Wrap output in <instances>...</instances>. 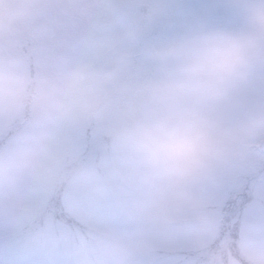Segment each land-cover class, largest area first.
<instances>
[{"label":"clouds","instance_id":"9594fccd","mask_svg":"<svg viewBox=\"0 0 264 264\" xmlns=\"http://www.w3.org/2000/svg\"><path fill=\"white\" fill-rule=\"evenodd\" d=\"M74 28L104 36L107 62L35 71L31 58L0 59V116L14 129L0 144L4 206L21 210L25 179H68L71 133L95 127L131 161L118 178L137 194L132 213L145 232L128 252L185 215L214 213L235 234L233 259L209 251L205 264H264V198L227 222L224 212L240 161L264 149V0H152L133 14L118 0H0L5 44Z\"/></svg>","mask_w":264,"mask_h":264},{"label":"rangeland","instance_id":"374dc122","mask_svg":"<svg viewBox=\"0 0 264 264\" xmlns=\"http://www.w3.org/2000/svg\"><path fill=\"white\" fill-rule=\"evenodd\" d=\"M118 2L133 14L152 0ZM82 32L57 31L38 45L24 38L8 44L0 39V59L31 58L35 71L55 68L66 59L107 62L109 57L101 53L104 36L93 41ZM131 70L137 71V65ZM13 134L0 116V144ZM66 163L71 176L64 181L43 186L22 181L16 194L21 210L11 211L0 201V264H205L209 251H223L233 259L235 234L227 226L220 234L221 220L214 213L185 215L168 231L152 235L139 252H128L125 242L145 232L132 213L137 194L118 178L121 167L130 170L131 161L118 156L99 129L83 127L71 133ZM240 172L243 179L233 191L249 182L251 207L264 198V149L247 153Z\"/></svg>","mask_w":264,"mask_h":264},{"label":"snow or ice","instance_id":"6c2138e0","mask_svg":"<svg viewBox=\"0 0 264 264\" xmlns=\"http://www.w3.org/2000/svg\"><path fill=\"white\" fill-rule=\"evenodd\" d=\"M243 202H245V197L243 195L237 197L236 199H229L227 201L224 209L226 222L230 219V217L235 213L237 208H239Z\"/></svg>","mask_w":264,"mask_h":264},{"label":"flooded vegetation","instance_id":"af4514ba","mask_svg":"<svg viewBox=\"0 0 264 264\" xmlns=\"http://www.w3.org/2000/svg\"><path fill=\"white\" fill-rule=\"evenodd\" d=\"M248 183L249 182L245 183L240 189H236L235 191L231 192V197L243 195L248 200L245 202V204H248L254 198L253 189H251V186H249L250 184Z\"/></svg>","mask_w":264,"mask_h":264},{"label":"trees","instance_id":"16d2710c","mask_svg":"<svg viewBox=\"0 0 264 264\" xmlns=\"http://www.w3.org/2000/svg\"><path fill=\"white\" fill-rule=\"evenodd\" d=\"M240 195H238V196H233V197H231V199H236L237 197H239ZM248 200L245 198V202H247ZM245 202H243V204L240 206V207H242L244 204H245ZM225 209V208H224ZM225 212V211H224ZM227 225H224L223 227H221V229H220V231H219V233L221 234L223 231H224V229H225V227H226Z\"/></svg>","mask_w":264,"mask_h":264}]
</instances>
